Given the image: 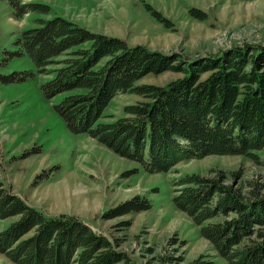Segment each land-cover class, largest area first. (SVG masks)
<instances>
[{
    "label": "trees",
    "instance_id": "1",
    "mask_svg": "<svg viewBox=\"0 0 264 264\" xmlns=\"http://www.w3.org/2000/svg\"><path fill=\"white\" fill-rule=\"evenodd\" d=\"M17 17L49 12L38 2L8 0ZM88 43V46H83ZM16 55L27 54L38 73L53 74L42 84L48 98L65 93L55 109L75 133H87L150 173L167 172L179 162L208 155L256 156L264 149V46L185 59L143 44L95 32L57 15L39 19L17 40ZM62 66L49 70L55 58ZM183 75L165 85L136 84L148 74ZM25 71L2 75L24 80ZM205 75V76H204ZM145 100L128 104L125 114L101 122L105 108L120 93ZM175 180L174 204L200 226L228 264H264V195L246 190L241 171L212 170ZM235 182V183H234ZM148 198L135 196L105 213L113 218L149 210ZM17 216L0 231V252L16 264H138L117 241L80 216L49 214L29 204L0 179V219ZM191 264H213L197 259Z\"/></svg>",
    "mask_w": 264,
    "mask_h": 264
},
{
    "label": "rangeland",
    "instance_id": "2",
    "mask_svg": "<svg viewBox=\"0 0 264 264\" xmlns=\"http://www.w3.org/2000/svg\"><path fill=\"white\" fill-rule=\"evenodd\" d=\"M49 6L17 17L8 0H0V179L29 204L49 214L80 216L95 230L117 241L138 264H191L197 259L228 264L205 238L192 217L173 201L175 180L212 170L241 171L246 190L260 186L264 195V149L256 156L208 155L179 162L167 172L150 173L87 133L72 132L55 109L65 93L48 98L42 84L53 74L38 73L27 55H16L18 38L39 19L60 15L95 32L117 36L185 59L264 46V0H24ZM86 43L83 46H88ZM55 58L49 70L62 66ZM24 80L4 82L17 72ZM180 72L148 74L136 84L165 85ZM205 76V75H204ZM145 100L135 93L117 94L101 122L125 114L124 107ZM235 183V182H234ZM66 189V195L62 190ZM70 191H72L70 193ZM69 192V194H68ZM152 202L149 210L104 217L135 196ZM18 217L0 219V231ZM0 264H16L0 252Z\"/></svg>",
    "mask_w": 264,
    "mask_h": 264
},
{
    "label": "bare ground",
    "instance_id": "3",
    "mask_svg": "<svg viewBox=\"0 0 264 264\" xmlns=\"http://www.w3.org/2000/svg\"><path fill=\"white\" fill-rule=\"evenodd\" d=\"M62 192H63L62 194L66 195V193H65V192H66V189H64V191L62 190ZM71 192H72V191H70V193H71ZM68 194H69V192H68Z\"/></svg>",
    "mask_w": 264,
    "mask_h": 264
}]
</instances>
